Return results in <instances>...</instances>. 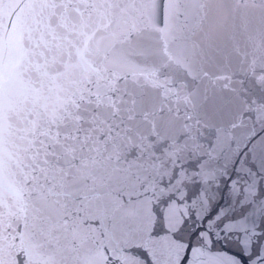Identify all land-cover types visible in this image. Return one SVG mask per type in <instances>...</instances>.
<instances>
[{"label":"snow or ice","instance_id":"snow-or-ice-1","mask_svg":"<svg viewBox=\"0 0 264 264\" xmlns=\"http://www.w3.org/2000/svg\"><path fill=\"white\" fill-rule=\"evenodd\" d=\"M264 264V0H0V264Z\"/></svg>","mask_w":264,"mask_h":264},{"label":"water","instance_id":"water-1","mask_svg":"<svg viewBox=\"0 0 264 264\" xmlns=\"http://www.w3.org/2000/svg\"><path fill=\"white\" fill-rule=\"evenodd\" d=\"M214 247L218 250L237 256V258L241 260L242 264H250L249 257L242 254L235 245L225 246L222 243H217Z\"/></svg>","mask_w":264,"mask_h":264}]
</instances>
